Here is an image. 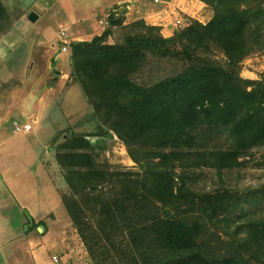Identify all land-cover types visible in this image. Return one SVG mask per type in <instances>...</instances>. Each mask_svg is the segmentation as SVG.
I'll use <instances>...</instances> for the list:
<instances>
[{"label":"trees","instance_id":"16d2710c","mask_svg":"<svg viewBox=\"0 0 264 264\" xmlns=\"http://www.w3.org/2000/svg\"><path fill=\"white\" fill-rule=\"evenodd\" d=\"M203 1L212 7V17L182 30L192 43L203 39L216 43L229 67L193 63L144 86L130 75L145 60L141 48L155 43V37L134 34L125 43L106 44L103 34L70 44L73 74L94 114L125 142L131 158L145 165L139 181L142 193L171 210L196 203V197L205 201L204 193L181 184V177L175 174L177 163L231 168L251 148L264 144V77L244 79L235 70L249 53L264 49V0ZM110 22L121 24L122 18L112 17ZM205 127L219 128L229 143L224 147L203 145V134L196 132ZM90 146L86 137L72 136L59 147L56 158L65 172L80 178L87 172L93 174ZM79 155L90 160L87 171L73 168ZM148 227L167 250L148 264H248L237 250L218 257L206 254L195 239L200 229L197 223L159 216Z\"/></svg>","mask_w":264,"mask_h":264},{"label":"rangeland","instance_id":"374dc122","mask_svg":"<svg viewBox=\"0 0 264 264\" xmlns=\"http://www.w3.org/2000/svg\"><path fill=\"white\" fill-rule=\"evenodd\" d=\"M140 21L137 24L130 21L117 28V43H125L126 38L134 34L155 37V43L141 48L146 57L130 75L134 82L150 85L193 63L229 67L224 52L211 40L192 43L182 29L160 31ZM235 70L244 79L261 80L264 49L249 53ZM217 129L212 131L205 127L197 131L203 134L200 143L207 147L226 146L227 135ZM72 136L89 140L88 153L95 167L91 169L92 175L87 172L82 178L65 172L67 188L63 203L70 219L69 230L59 236L64 248L55 264L151 263L167 252L148 227L151 220L159 216H170L189 225L199 224L195 239L210 256L228 255L237 250L248 264H264V144L251 148L239 158L240 163L231 168L185 167L177 163L175 174L181 177V184L204 193L205 201H198L196 197V203L171 210L142 193L139 181L144 163L134 161L125 142L94 113L73 119L70 129L55 135L50 145L57 152ZM89 161L76 156L77 165L73 168L87 171ZM56 223H62L61 218L56 219ZM143 226L144 231L136 230Z\"/></svg>","mask_w":264,"mask_h":264},{"label":"crops","instance_id":"0c3cea01","mask_svg":"<svg viewBox=\"0 0 264 264\" xmlns=\"http://www.w3.org/2000/svg\"><path fill=\"white\" fill-rule=\"evenodd\" d=\"M122 1L0 0V264H55L62 255L67 183L50 143L94 113L73 74L70 44L103 34L104 43H117V28L128 22L111 23L110 13ZM203 14L208 21L212 7ZM14 121L31 129L16 131Z\"/></svg>","mask_w":264,"mask_h":264},{"label":"built area","instance_id":"2783aa9c","mask_svg":"<svg viewBox=\"0 0 264 264\" xmlns=\"http://www.w3.org/2000/svg\"><path fill=\"white\" fill-rule=\"evenodd\" d=\"M203 0H124L111 8L113 18H122V23L141 20L145 24L158 27L160 31H177L184 29L193 20L206 23L203 14L205 7ZM107 24L108 20H104ZM63 45L61 50H65L69 40L65 31H60ZM16 131H26L31 129V123L13 122ZM53 261H59L57 256L52 257Z\"/></svg>","mask_w":264,"mask_h":264},{"label":"water","instance_id":"95a60500","mask_svg":"<svg viewBox=\"0 0 264 264\" xmlns=\"http://www.w3.org/2000/svg\"><path fill=\"white\" fill-rule=\"evenodd\" d=\"M29 17H30L31 19H34V18L36 17V14H35L34 12H31V13L29 14ZM38 230H39V231H42V230H43V225H39V226H38Z\"/></svg>","mask_w":264,"mask_h":264}]
</instances>
